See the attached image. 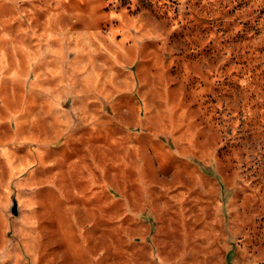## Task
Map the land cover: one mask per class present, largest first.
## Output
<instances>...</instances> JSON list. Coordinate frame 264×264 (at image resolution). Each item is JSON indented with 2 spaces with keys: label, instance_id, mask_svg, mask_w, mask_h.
I'll return each mask as SVG.
<instances>
[{
  "label": "rangeland",
  "instance_id": "obj_1",
  "mask_svg": "<svg viewBox=\"0 0 264 264\" xmlns=\"http://www.w3.org/2000/svg\"><path fill=\"white\" fill-rule=\"evenodd\" d=\"M0 264H264V0H0Z\"/></svg>",
  "mask_w": 264,
  "mask_h": 264
},
{
  "label": "water",
  "instance_id": "obj_2",
  "mask_svg": "<svg viewBox=\"0 0 264 264\" xmlns=\"http://www.w3.org/2000/svg\"><path fill=\"white\" fill-rule=\"evenodd\" d=\"M11 212H17V199H13V204L11 206Z\"/></svg>",
  "mask_w": 264,
  "mask_h": 264
}]
</instances>
